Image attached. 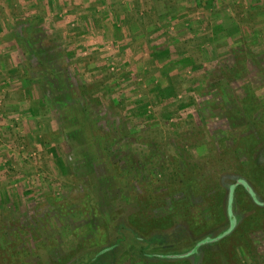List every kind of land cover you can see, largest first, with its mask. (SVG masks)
<instances>
[{
  "label": "rangeland",
  "instance_id": "rangeland-1",
  "mask_svg": "<svg viewBox=\"0 0 264 264\" xmlns=\"http://www.w3.org/2000/svg\"><path fill=\"white\" fill-rule=\"evenodd\" d=\"M239 179L264 201V0H0V264H264L242 186L159 256Z\"/></svg>",
  "mask_w": 264,
  "mask_h": 264
},
{
  "label": "trees",
  "instance_id": "trees-1",
  "mask_svg": "<svg viewBox=\"0 0 264 264\" xmlns=\"http://www.w3.org/2000/svg\"><path fill=\"white\" fill-rule=\"evenodd\" d=\"M239 180H243V179H239ZM243 181H245V180H243ZM237 182V181H236ZM235 182V183H236ZM246 182V181H245ZM234 183V184H235ZM247 183V182H246ZM233 184V185H234ZM248 184V183H247ZM233 185H231L230 187H229V191H228V198H227V200H228V210H227V215H228V219H229V221H230V223H231V221H233L234 222V225H233V228H232V230L230 231V233L229 234H231L232 232H235V230L237 229V227L241 224V222H242V217L241 216H239V215H237L236 213H234V211H233V207H234V199H235V194L237 193V190H238V188L239 187H244L248 192H249V190H248V188L245 186V185H243V184H237L235 187H234V189H233V191H232V217L230 216V214H229V196H230V191H231V188H232V186ZM249 185V184H248ZM250 186V185H249ZM251 187V186H250ZM253 190V189H252ZM254 192V195H252L250 192V194L252 195V197H253V199L255 200V198L256 199H258V200H260L259 199V197H258V195L255 193V191H253ZM256 201V200H255ZM261 201V200H260ZM263 202V201H262ZM258 204H260V203H258ZM260 205H264V204H260ZM230 227V226H229ZM229 228H227V230H228ZM226 230V231H227ZM224 233V232H223ZM222 233V234H223ZM221 234V235H222ZM229 234H227V235H229ZM226 235V236H227ZM224 237V236H223ZM216 238V237H215ZM212 239H214V238H212ZM211 238H208V239H205V240H202V241H207V240H212ZM221 239V238H220ZM202 241H200V242H202ZM209 242H215V241H209ZM199 243V242H198ZM198 243L196 244V246L198 245ZM206 243H208V242H206ZM206 243H204V244H206ZM203 245V244H202ZM195 246V247H196ZM201 246V245H200ZM200 246H198L197 247V249H196V251L194 252V253H192L191 255H197L198 254V248L200 247ZM195 247H193V248H195ZM192 248V249H193ZM107 249H110V248H105V249H103L102 250V252H104V251H106ZM144 250H146L145 248H143V251ZM190 251V250H189ZM188 252V251H187ZM179 254H182V253H179ZM170 254H159V256L160 257H167V258H171L172 259V257H170L169 256ZM149 257L150 256H152V255H148ZM187 257V256H186ZM178 258H181V257H178Z\"/></svg>",
  "mask_w": 264,
  "mask_h": 264
},
{
  "label": "water",
  "instance_id": "water-1",
  "mask_svg": "<svg viewBox=\"0 0 264 264\" xmlns=\"http://www.w3.org/2000/svg\"><path fill=\"white\" fill-rule=\"evenodd\" d=\"M237 184H243V185H245V186L248 188L249 192H250L252 195H254V192H253L252 188H251V187H250L245 181H243V180H238V181L232 186L231 191H230V196H229V214H230L231 217H232V191H233L234 187H235ZM255 200H256L257 203L264 204V201L262 202V201H260V200H258V199H256V198H255ZM233 225H234V222L231 221V224H230L229 229H228L227 231H225L222 235H220V236H218V237H216V238H214V239H212V240H207V241L199 242L198 245H197L195 248L191 249V250L188 251V252H185V253H182V254H170L169 256L172 257V258H178V257H186V256H189V255H191L192 253H194V252L196 251V249H197L198 246H200V245H202V244H204V243H206V242H209V241H217V240H219L220 238H222L223 236H226L227 234H229L230 231H231L232 228H233Z\"/></svg>",
  "mask_w": 264,
  "mask_h": 264
}]
</instances>
